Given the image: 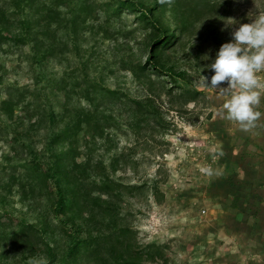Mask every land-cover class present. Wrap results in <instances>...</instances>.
Instances as JSON below:
<instances>
[{
	"label": "rangeland",
	"instance_id": "obj_1",
	"mask_svg": "<svg viewBox=\"0 0 264 264\" xmlns=\"http://www.w3.org/2000/svg\"><path fill=\"white\" fill-rule=\"evenodd\" d=\"M27 1L0 0L9 14L40 23L33 36L37 41L26 36L25 44L0 49V264H50L41 253H31L25 233L13 236L23 224L40 227L41 219L58 224L50 206L55 197L34 194L24 201L11 175L21 176L22 166L35 156L47 165L53 153L66 149L51 145L53 131L65 125L61 117L67 94L69 116L92 109L83 92L88 86L98 88L93 98L111 116V127L102 134L82 132L77 161L101 163L122 195L120 216L105 225L85 226L82 236L128 228L134 236L122 245L156 247L152 264H264V87L255 106L261 116L244 130L225 118L227 97L199 83L200 74H214L206 65L222 45L211 43L207 28L220 24L223 42H228L239 26L233 20L250 23L264 13V0H230L217 22L207 16L197 23L168 53L174 71L183 74L176 80L136 71L146 62L151 28L140 25L132 11L113 15L117 0ZM18 4L21 9L15 13ZM43 6L53 12L51 23L46 14H37ZM169 11L167 7L163 18L173 29ZM44 45L55 48L46 59ZM259 76L264 84V72ZM183 91L201 95L188 101ZM9 98L16 105L8 118L2 101ZM133 101L144 106L142 113L133 114ZM50 111L56 125L37 121ZM132 116L144 121L137 127ZM100 178L92 175L91 180L100 183ZM139 186L145 189H133ZM55 236L60 245L70 243Z\"/></svg>",
	"mask_w": 264,
	"mask_h": 264
},
{
	"label": "trees",
	"instance_id": "obj_2",
	"mask_svg": "<svg viewBox=\"0 0 264 264\" xmlns=\"http://www.w3.org/2000/svg\"><path fill=\"white\" fill-rule=\"evenodd\" d=\"M27 2H33V0ZM116 3L113 15L118 16L123 10L132 11L138 15L140 25L144 28H151L149 42L146 45L148 52L146 62L138 65L136 71L138 70L142 75L146 72L150 75L153 72L156 75L161 74L176 80L182 78L183 74L174 71L168 60V53L174 51L177 43L183 40L187 33H191V29L194 30L197 23L202 22L207 16H214L217 22L221 15V7H228L230 0H165L164 3L161 0H152L150 5H145L140 0H117ZM17 7L15 13L20 11L21 4ZM167 7H170L169 12L174 18L173 29L163 18ZM42 8L43 12L38 11L37 14H46L51 18L49 20L51 23L54 19L51 8L48 9L47 6ZM6 9L5 6H0V49L4 45L25 44L26 36L33 37L36 27L40 24L30 17L20 19L14 13L9 14ZM50 25H46L45 30H48ZM219 25L213 22L212 28H207V35L216 47L224 43L221 34L222 27ZM15 31H21L24 34H16ZM33 38H36L35 41L38 40L36 35ZM44 49L41 52L43 59L55 51L54 46L45 47L44 45ZM88 87L83 92L93 105L92 109L74 111V115L69 116L66 113H69L70 95L67 94L64 115L61 117V122L65 125L53 131L51 145H67L66 149L53 153L51 155V160H53L47 165H43L35 156L22 166L25 171L21 176L11 175L13 182L19 185L24 201H27L29 197L35 198L36 194H42L47 199L55 197L54 204L49 205L53 207V214L58 224L52 223L49 218L41 219L38 228L23 224L13 238L16 239L20 233H25L31 253H41L50 264H77L85 259H90L92 264H152L155 253L158 251L156 247L146 246L134 249L131 245H122L125 241H131L134 236L133 231L128 228H114L108 235L82 236L85 226L105 225L109 219L120 216L118 203L122 195L121 186L105 174V168L101 163L92 164L89 160L83 163L77 161L79 135L82 132L102 134L105 128L111 127V116H105L93 98V95L99 94L98 88ZM110 94L117 95L115 92ZM168 95L172 96V93L168 91ZM181 95L185 96L188 101L191 99L194 101V97L201 94L183 91ZM133 103L134 115L144 111V106L140 102L133 101ZM15 105L14 100L10 98L2 101V111L8 118L12 117ZM70 117L75 119L70 120ZM132 117L133 124L137 127L144 121L138 120L137 116ZM65 119L68 121L66 122ZM37 121L57 124L56 115L52 111L40 115ZM92 175L101 176L100 183L91 180ZM139 188L145 189L141 186L133 187V189ZM77 218L80 220L79 224L75 222ZM57 234L60 239H70V243L60 245L55 240ZM46 235L48 236L47 241L50 242L52 239L53 244L56 245L55 248L45 241L43 236ZM119 246L120 250H118Z\"/></svg>",
	"mask_w": 264,
	"mask_h": 264
},
{
	"label": "clouds",
	"instance_id": "obj_3",
	"mask_svg": "<svg viewBox=\"0 0 264 264\" xmlns=\"http://www.w3.org/2000/svg\"><path fill=\"white\" fill-rule=\"evenodd\" d=\"M233 21L232 25L239 26L231 32V40L223 43L206 65L214 74L210 77L200 74L199 83L227 97L222 106L225 118L249 130L261 116L255 106L261 102L260 89L264 87L259 76L264 72V13L254 16L250 23ZM225 81L227 86H222Z\"/></svg>",
	"mask_w": 264,
	"mask_h": 264
}]
</instances>
